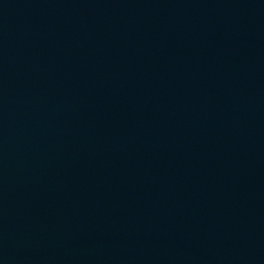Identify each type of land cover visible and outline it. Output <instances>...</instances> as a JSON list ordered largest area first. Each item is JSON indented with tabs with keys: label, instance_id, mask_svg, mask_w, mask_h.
<instances>
[{
	"label": "water",
	"instance_id": "water-1",
	"mask_svg": "<svg viewBox=\"0 0 264 264\" xmlns=\"http://www.w3.org/2000/svg\"><path fill=\"white\" fill-rule=\"evenodd\" d=\"M0 264H264V0H0Z\"/></svg>",
	"mask_w": 264,
	"mask_h": 264
}]
</instances>
